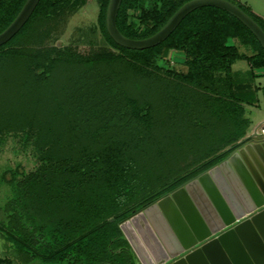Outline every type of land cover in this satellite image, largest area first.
Returning a JSON list of instances; mask_svg holds the SVG:
<instances>
[{
  "label": "trees",
  "instance_id": "trees-1",
  "mask_svg": "<svg viewBox=\"0 0 264 264\" xmlns=\"http://www.w3.org/2000/svg\"><path fill=\"white\" fill-rule=\"evenodd\" d=\"M25 1L0 0V32L13 21ZM97 1L101 27L111 46L129 56L109 50L100 56L74 59L63 50L38 47L52 20L77 4L73 0H41L20 32L0 47V138L5 133L22 132L33 140L42 162L38 172L20 184L14 185L24 172L19 168L5 172L6 181L14 185L9 208L17 209V213L14 223L11 219L10 223L0 222V232L18 246L24 261L33 255L57 264H88L85 262L92 261L95 250L104 248L110 250L111 262L95 264H134L137 258L119 227L129 213L127 209L143 200L148 191L193 167L187 164L161 182L144 183L154 163L162 156L167 158L160 146L164 140L169 145L173 143L168 134L173 131L175 137L186 132V141H175L180 151L193 152L196 147L199 155L198 150L203 148L201 156H192L193 165L206 158L212 160L246 134L250 126L246 108L259 106V92L264 102V86L255 84L256 78L264 77V50L255 36L226 11L215 7L197 9L158 46L131 50L117 45L107 33L109 0ZM187 1L159 0L146 9L142 0H122L118 28L130 38L149 37ZM229 1L264 29L258 16L238 0ZM129 10L140 11L142 31L129 23ZM171 50L185 54L187 72H168L167 78H161L155 62ZM238 61H246L249 69L234 71ZM152 67L155 73H151ZM91 69H105L113 79L96 78ZM79 70L84 77L75 78ZM81 79L86 85L83 92L78 90L81 95L77 97L70 92ZM181 88L187 95L177 96ZM167 92L173 93V102L169 103L172 112L162 114L161 103ZM97 98L102 102L98 106ZM131 104L138 108L139 118L149 117L151 108L160 112L149 129L134 126L143 128L142 135L139 131L128 135L124 129V133L112 136L116 132L115 118ZM93 107L98 110L96 114H90ZM195 124H199L197 130ZM121 129L122 126L118 128ZM190 129L194 132L190 133ZM118 136L121 138H114ZM109 137L112 142L106 140ZM139 138L143 140L139 142ZM151 153L155 154L151 156L153 160ZM123 155L124 171L120 166ZM47 185L50 188L44 190ZM123 206L124 211L114 216ZM99 232L108 234L105 242L86 241ZM0 261L13 264L8 258L0 257Z\"/></svg>",
  "mask_w": 264,
  "mask_h": 264
},
{
  "label": "water",
  "instance_id": "water-1",
  "mask_svg": "<svg viewBox=\"0 0 264 264\" xmlns=\"http://www.w3.org/2000/svg\"><path fill=\"white\" fill-rule=\"evenodd\" d=\"M40 1H25L0 32V47L20 32ZM121 3L109 0L105 24L111 39L127 49L156 47L190 13L215 7L239 20L264 50V29L229 0H189L159 31L142 39L130 38L118 28ZM259 128L208 172L119 223L140 264H264V136Z\"/></svg>",
  "mask_w": 264,
  "mask_h": 264
},
{
  "label": "rangeland",
  "instance_id": "rangeland-1",
  "mask_svg": "<svg viewBox=\"0 0 264 264\" xmlns=\"http://www.w3.org/2000/svg\"><path fill=\"white\" fill-rule=\"evenodd\" d=\"M73 1H76L77 4H75L72 7V9L70 8L66 10L61 17L52 20L50 24V30L48 33H46V38L41 42L42 44L40 43L41 45L38 47L46 50L47 49L63 50L64 52L66 51L69 55H71L72 58L74 59L89 58L97 54L100 56L102 53L105 54L109 50H112L116 55H121L123 57L129 56L122 53L120 50L116 49L115 47L111 46V43L107 39L101 27L100 5L97 0H73ZM142 1L145 4L146 9H151L159 0H142ZM245 1L248 0H238L237 3L245 7ZM253 1L260 8L259 9L260 11L258 12L264 14L263 4L259 3V0H253ZM128 14H129V23H132L136 30L142 31L141 29L142 26L140 25V21H139L140 11L129 10ZM241 50L244 49L242 48ZM184 62H185V54L183 52L171 50V51H166L164 54H162L155 62V64L156 66L159 67L157 69L159 72L158 75L161 78H167L166 75H168V72H175L180 74L186 73L187 67ZM248 67L249 65L248 63H246V61H238L233 66L235 70L248 69ZM107 70L108 72L109 70L114 71V69H107ZM91 71L93 72L92 74H94V77L97 78V76H100V79H102L103 81L107 78L108 80L112 78L111 75L109 76V73L105 72V69H91ZM97 72H99V74H97ZM151 73H155L153 67ZM74 76L76 78V77H82L83 75L79 70ZM89 76L92 77L90 73ZM168 80L174 81L173 78L171 79L168 78ZM84 81H85L84 79H81V81H77L76 82L77 85H74L72 87L73 90L71 89L72 91L70 93L74 92L75 95L79 97L81 94L78 93V90L83 92L82 87L86 85L85 84L86 81L85 82ZM261 81L264 82V78ZM83 82L84 85H80ZM263 82H260L259 85L263 86L264 84ZM180 86H182L181 83ZM182 89L183 88L179 90L181 93L177 94V96L185 95L186 92L184 91V89L183 90ZM137 93L140 95L142 92L137 91ZM171 94L173 95V93L167 92L165 95H163V100H162L163 104L161 103V109L163 110L162 114L163 113L170 114L172 112L170 111V106H169V103L171 104L173 102ZM259 95L261 97V102L259 106L256 108L247 109L246 111V116L248 117V123L249 125H251V127L248 128L249 130L256 127L261 121H264V103L261 92H259ZM100 103L102 102L100 101L99 98H97L96 106H98ZM92 110L93 111L90 114H96L98 112V110H95L94 107L92 108ZM150 110L151 112L149 117L139 118L138 116H136V112L138 111V108L135 105L131 104L130 107L125 108L124 114H120L115 118L114 126L116 127L113 126L114 128L113 130L114 132L115 131L116 132L112 134V136H116L120 134V132L124 133V129L126 133H128V135L129 133L131 135L132 132L135 134L138 131L140 132V135H142V132L140 130L143 128L145 130L149 129L153 125L152 119L156 120L157 114L160 112V110L156 111V110H152V108ZM109 123L110 122H108L107 125ZM197 125L199 126V124L193 125L196 130L198 127ZM121 126L122 129L118 130V128L120 129ZM134 126H139V127L143 126V128L136 129L134 128ZM261 126H263V124H259L257 127H261ZM201 128L203 127H199L198 129ZM188 131L190 133L194 132L192 129ZM198 133H202V132L200 131ZM174 134L175 133L173 131H171L170 134H168L169 137L172 138L173 143L169 145V143L164 140L162 145L160 146V151H163V154H165L167 158H162L163 157L162 156L161 159L157 161V163H154V167H152V169L149 171L150 174L147 176L148 179L145 180L144 183H147L148 181H150L149 183H152L153 180L156 182H161L163 179L166 178V176H170L172 173L178 172L180 169H182L183 166L185 167L187 164H190V166L193 167H190L181 174L178 175L176 174L177 176L166 180L165 181L166 183L164 185L155 188L154 190H152V192L148 191L145 194V198L129 206L130 208L127 209V212L128 211L130 212L131 210H134L137 206L145 202H148L149 200H152L154 197L160 194V192L176 184L178 180L184 179L187 175H189L199 166H201V164L212 158V157L206 158L200 163L196 162V164L193 165V163L195 162V160H193L194 156H199V155L201 156L203 154V148L201 147L198 150L199 155H196V151H197L195 150L196 147L193 149V152L186 150L180 151L177 148L178 146L177 144H175V141L176 142L177 140L178 142L186 141V137L188 136H186V132L185 135H176L175 137L172 136ZM114 138H121V136ZM106 140H108V142L109 140H111L112 142L113 138L109 137ZM134 140L135 137H132L131 143H133ZM138 140L139 142H141L143 139L139 138ZM32 141L33 140L26 138L22 132L5 133L0 138V222L10 223V219H11L12 223H14L17 209L10 210L9 208L10 205L9 203H12L14 198V185L20 184L24 182L26 179L31 178L30 177L31 174L38 172L39 170L38 168L42 165L41 157ZM160 151L157 153L158 156L162 155V152ZM153 155L155 154L151 153V155H149L150 159H152L151 156ZM120 166H122V171H124V155L123 157H121ZM18 168L22 172H24V175L22 174L19 175L17 177L16 183L14 185H11V182L9 183L6 181L5 172L10 170L12 173L15 169ZM10 177L11 174H8L7 178ZM49 188H50L49 185L43 186L44 190ZM36 205L38 206V204ZM7 208L8 210H6ZM122 211H124V206L122 210L115 211L113 215L115 216ZM49 212L50 211H48L47 213ZM94 235L95 236H93V238L90 237L86 238V241L89 243H99L98 241L102 239L101 242H105L106 235L108 234H106V232H99ZM97 236H101V237L97 238ZM42 242L45 243V240H43ZM114 246L115 243H112V247ZM80 250H83V248ZM0 257L8 258L12 260L13 264H55L56 263L55 260L42 261L40 259L34 258L33 255H30V258L27 259V261H24L22 254L18 249V246L12 243L11 241L7 240V238L1 232H0ZM111 258L112 255L110 250L100 248V250H95V257L92 258V261H88L85 263L95 264L96 262H100V261L111 262Z\"/></svg>",
  "mask_w": 264,
  "mask_h": 264
},
{
  "label": "flooded vegetation",
  "instance_id": "flooded-vegetation-1",
  "mask_svg": "<svg viewBox=\"0 0 264 264\" xmlns=\"http://www.w3.org/2000/svg\"><path fill=\"white\" fill-rule=\"evenodd\" d=\"M238 147L239 146L234 145V147L229 149L226 153L222 152L223 154L221 153L220 155H218V157L210 160V163L207 162L208 165L199 166L196 170H194L192 173L187 175L184 179L178 180L176 184H174V185L170 186L169 188H167L166 190L160 192V194H158L152 200H149L148 202H145V203L137 206L134 210H131L129 213H127V215L125 217H123L121 219L120 222L128 220V218H130V216L138 214L143 208H145L147 206H153L157 202V200L160 199L161 197L168 196L170 194V192H172L173 190L180 189V187L183 184H185L186 182L195 180L199 175L208 172V170H210L216 164H218L220 161L225 159L230 153L236 151ZM0 264H7V263L0 261Z\"/></svg>",
  "mask_w": 264,
  "mask_h": 264
},
{
  "label": "crops",
  "instance_id": "crops-1",
  "mask_svg": "<svg viewBox=\"0 0 264 264\" xmlns=\"http://www.w3.org/2000/svg\"><path fill=\"white\" fill-rule=\"evenodd\" d=\"M259 3H261V4H263V6H264V0H259ZM245 7L246 8H248L253 14H255L256 16H258L263 22H264V14L263 13H260V12H258V11H260L259 9V6H257V4H255L254 3V1L253 0H248V1H245ZM247 63V62H246ZM235 65V64H234ZM233 65V66H234ZM234 69V68H233ZM248 69H249V67H248ZM248 69H234V71H242V72H246V70H248ZM256 73H261V71H256ZM264 77H258V78H256L255 79V84L256 85H259V83L260 82H263V81H261L262 79H263ZM264 83V82H263ZM261 86V85H260ZM263 86H264V84H263ZM261 98V97H260ZM261 102V101H260ZM264 103V102H263ZM250 108H256V107H247L246 108V111H247V109H250ZM259 124H263V126H264V121H261ZM258 124V125H259ZM257 125V126H258ZM256 126V127H257ZM251 127V125L249 126V128ZM256 127H254L253 129H248L247 130V132H246V134L238 141V142H240V141H242L243 139H245L246 137H248L249 135H251L252 133H254V131H255V129H256ZM237 142V143H238ZM236 143V144H237ZM235 144V145H236ZM234 146V145H233ZM230 147H232V146H229L228 148H230ZM228 148H226V149H228ZM225 149V150H226ZM224 150V151H225ZM223 151V152H224ZM134 264H140L139 263V261L136 259L135 261H134Z\"/></svg>",
  "mask_w": 264,
  "mask_h": 264
},
{
  "label": "built area",
  "instance_id": "built-area-1",
  "mask_svg": "<svg viewBox=\"0 0 264 264\" xmlns=\"http://www.w3.org/2000/svg\"><path fill=\"white\" fill-rule=\"evenodd\" d=\"M258 132H259L262 136H264V126H261V127L259 128Z\"/></svg>",
  "mask_w": 264,
  "mask_h": 264
}]
</instances>
